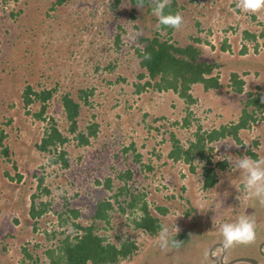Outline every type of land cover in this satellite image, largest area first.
Returning a JSON list of instances; mask_svg holds the SVG:
<instances>
[{
    "label": "rangeland",
    "instance_id": "rangeland-1",
    "mask_svg": "<svg viewBox=\"0 0 264 264\" xmlns=\"http://www.w3.org/2000/svg\"><path fill=\"white\" fill-rule=\"evenodd\" d=\"M56 2L0 0L2 263L28 264L37 259L36 264H46V250L58 247L67 236L73 239L82 234L73 222L89 225L98 202L106 199L113 204L109 222L100 220L97 229L104 243L119 246L128 241L137 245L132 256L118 264H214L210 236L222 237L220 226L241 215L254 219L256 239L231 248L230 257L254 254L255 246L264 239V206L244 192L242 174L231 168L227 159L243 156L247 148L257 155L253 160H264V109L255 112L259 123L239 131L240 142L232 136L220 138L208 144L213 148L208 149L207 158L195 156L191 162L176 164L168 159L174 140L187 147L198 130L231 125L238 113L231 108L229 114L224 113V105L218 103L213 107L195 104L187 111L173 90L148 88L139 93L136 83L145 79L138 77L144 68L136 49L143 47L142 35L155 33L181 46L201 47L205 59L222 64L215 74L223 86L206 89L211 90L209 98L220 101L233 91V72L245 81L243 91L235 95L241 102V116L244 109L255 110L246 104L248 100L264 97V9L255 14L242 11L237 0H169L183 17L181 27L170 31L160 27L153 11L133 9L129 0ZM244 30L255 38H246ZM25 85L36 91L55 89L44 119L34 115L41 106L39 101L25 105L21 96ZM199 85L192 86L196 90ZM80 89L93 90L88 102L80 99ZM67 91L82 104L78 132L98 125L88 145H79L75 133L70 132L61 102ZM184 113L189 115L188 125L183 124ZM176 121L178 125L173 126ZM53 122L69 136L64 144L68 167L52 162L57 152L40 151L35 145ZM223 160L232 178L222 171L224 166L214 167ZM206 166L218 169V182L208 188L204 186ZM127 170L132 171V177H120ZM108 179L111 188L106 185ZM33 194L39 195L36 202L50 203L36 230L27 215ZM131 195L139 200L136 208L127 207ZM143 202L169 228L166 249L158 247V234L135 227L133 220L142 215L138 208ZM121 206H125L124 211ZM71 210H78L79 215L74 217ZM62 219L66 221L63 224ZM189 228L192 234L189 232L188 239L181 240L179 247L173 246V235Z\"/></svg>",
    "mask_w": 264,
    "mask_h": 264
},
{
    "label": "trees",
    "instance_id": "trees-1",
    "mask_svg": "<svg viewBox=\"0 0 264 264\" xmlns=\"http://www.w3.org/2000/svg\"><path fill=\"white\" fill-rule=\"evenodd\" d=\"M65 0H57L56 4H62ZM139 0H129L133 9L138 8L136 4ZM175 2H173L174 4ZM145 10L152 12V7L149 6V0H144ZM173 4H168L164 9L165 14L171 12L177 13V9ZM144 7V8H145ZM52 9V7L50 8ZM162 28H169L160 25ZM246 38L254 39L255 35L250 34L248 30H244ZM140 42L143 43L142 48H137V54L140 58V66L144 68L138 77L145 79L143 83H136L137 91H142L152 88L157 91L173 90L177 92L187 103H194L195 98L191 94L192 85L195 83H202L205 89L216 88L219 89L223 86L220 82V76L215 74L216 69L222 66L218 60H207L203 57L202 48L195 44H187L181 46L170 41V39H161L157 33L153 36H141ZM225 45L223 49H225ZM245 47L242 52H245ZM233 90L237 92L243 91L245 81L239 77L236 72L232 73ZM55 89H43L36 91L31 85H25V89L21 94L25 105H30L34 101H39L41 106L35 112V116L39 119H44V113L47 111L48 101L52 98ZM80 99L88 102V97L93 94V90L80 89L77 93ZM61 102L65 115L70 122V132L75 133V139L78 140L79 145H88L91 142V137L97 134V124L88 126L86 132H78V118L81 113V101L76 100L70 91L62 94ZM247 105H254L255 110L249 112L244 109L238 122L231 125H222L218 129L214 128L210 131L196 132L194 141H191L187 147L176 144L174 140V147L170 151L169 156L174 160L183 159L186 162H191L195 156L199 158H207L208 149L212 150L213 147L208 144L218 141L220 138L232 136L236 141H241L239 131L249 126L250 122L257 119L255 111H262L264 109V97H255L247 101ZM188 118H184V124L188 123ZM264 118V116H263ZM2 134L0 137V144L2 143ZM174 136V134H173ZM69 141V136L65 135L58 127L57 123L53 122L46 128L40 142L36 143V147L44 152H57L55 157L52 158L53 163L61 162L63 166L68 167L69 159L67 151L64 149V144ZM258 145V141L255 140ZM210 147V148H209ZM59 149V151H58ZM6 151V150H5ZM255 158L257 155L252 153ZM208 163H212L208 160ZM220 167H223L226 162H218ZM220 169V168H219ZM204 186L212 187L218 182V171L210 166L204 168ZM120 177L130 179L132 171L127 170ZM110 179L107 180V187L111 188ZM43 179L40 178L42 185ZM45 192H49L48 188H44ZM39 197L38 194L32 195L31 205L27 215L33 220V230L37 229V224L43 215L48 211L49 202L40 200L36 202L35 199ZM139 205L137 195H131L130 202L127 207L136 208ZM113 208L110 199L100 200L97 204V209L93 214L91 223L83 226L82 224L73 222L75 228L82 229V234L76 235L73 239L67 236L61 241V244L56 248H48L45 252L49 261L46 264H118L121 260L130 258L132 253L136 251L137 245L135 242L123 241L119 246L114 243H104L105 238L97 232L100 225V220L109 222V210ZM124 211L125 206H121ZM141 210L142 215L134 218L136 228H142L150 234H158L160 226L163 225L162 220L155 216V214L148 208L147 202H143L142 206L138 208ZM163 213L167 212L166 208L160 209ZM74 217L79 215L78 210H71ZM198 219V216H195ZM27 220V219H26ZM62 219L61 224L65 223ZM189 232L192 234L191 228L184 230L180 234L173 235L174 240L184 241L189 237ZM184 233V234H183ZM184 238V239H183ZM181 241V242H182ZM27 256L32 258V254L24 248ZM37 259L32 263L36 264ZM0 264H3L0 260Z\"/></svg>",
    "mask_w": 264,
    "mask_h": 264
},
{
    "label": "clouds",
    "instance_id": "clouds-1",
    "mask_svg": "<svg viewBox=\"0 0 264 264\" xmlns=\"http://www.w3.org/2000/svg\"><path fill=\"white\" fill-rule=\"evenodd\" d=\"M168 4L169 0H149V6L152 7L153 14L157 17L160 25L179 29L183 23V17L179 13L173 14L169 12L165 14L164 9L168 7ZM136 6L143 9L145 7L144 0H139ZM237 7L242 11L255 14L264 9V0H237ZM255 122L259 123V120L251 121L248 127H253ZM254 142L255 140H252V143ZM231 146V144H228L229 148ZM252 153L254 152H250L246 148L243 156H238L235 159L230 158L227 161L231 168L242 174L244 192L255 198L261 206H264V160H253L252 157L254 155ZM176 228L178 233L179 229L178 227ZM220 232L225 250L231 249L236 245H249L256 239L255 221L251 216L241 215L234 222L223 223L220 226ZM156 243L161 250L169 246V228L166 225L160 226ZM171 244L179 247L181 241L172 240Z\"/></svg>",
    "mask_w": 264,
    "mask_h": 264
},
{
    "label": "crops",
    "instance_id": "crops-1",
    "mask_svg": "<svg viewBox=\"0 0 264 264\" xmlns=\"http://www.w3.org/2000/svg\"><path fill=\"white\" fill-rule=\"evenodd\" d=\"M225 51H223L222 53H223V55H226V53H224ZM219 68H221V67H219ZM200 84V85H199ZM195 86L196 85H199V86H197L198 88L195 90V88H194V86H192V88H191V94L193 95V97L195 98V102L194 103H192V104H190V103H187L186 101H185V99H183L180 95H178V96H180L179 98L180 99H183V104H184V107L183 108H185V110H186V108H187V111H188V108L190 107V106H193V105H195V104H198V105H202V106H205V107H208V106H210V107H213L212 105H214L215 103H218V104H223L224 106H222V109H223V112L224 113H227V114H229L230 112V108H231V110H232V112H234L235 110L237 111L236 112V114L238 113L239 114V111H240V106H241V102H240V100L235 96V95H239L240 93L239 92H237V91H235V90H231L230 91V93H228L227 94V96H224V99L221 97L220 99H223V100H217L216 98H209L210 96H208L209 95V93H210V91L208 90V91H206V89H205V87H204V85L202 84V83H195L194 84ZM173 93H176L175 91H173ZM237 99L239 100V102L237 101ZM186 103H185V102ZM246 104H247V102H246ZM216 105V104H215ZM186 106V107H185ZM216 106H218V105H216ZM253 107L255 108V106L253 105ZM186 112V111H185ZM255 112H257V110L255 111ZM236 115V117L235 118H233V120L234 121H238V116H240V114L239 115ZM188 116V114L187 113H184V116H182L183 117V121H184V118L185 117H187ZM156 118H154V120H155ZM190 118H188V120H189ZM236 122H233V124L234 123H236ZM178 121H176L175 122V124H173V126L174 125H178ZM184 124V123H183ZM182 124V125H183ZM188 125V124H187ZM222 125H226V124H222ZM222 125H220V127L222 126ZM184 126V125H183ZM216 129H218V128H216ZM226 137H228V136H226ZM225 138V137H224ZM170 153V152H169ZM169 153H168V159H170L171 157L169 156ZM173 161L177 164V163H180L181 161H184L183 159H178V160H174L173 159ZM186 162V161H185ZM218 164H216V165H214V167H216V168H218ZM219 168H220V166H219ZM217 171H218V169H216ZM181 233V232H180ZM179 233V234H180ZM184 234V233H183Z\"/></svg>",
    "mask_w": 264,
    "mask_h": 264
},
{
    "label": "flooded vegetation",
    "instance_id": "flooded-vegetation-1",
    "mask_svg": "<svg viewBox=\"0 0 264 264\" xmlns=\"http://www.w3.org/2000/svg\"><path fill=\"white\" fill-rule=\"evenodd\" d=\"M222 162H226V161L223 160ZM223 169H222V171H224L225 174L229 175L231 173L229 171H225L226 170L225 165H224ZM217 232H219V231H217ZM210 237H211V239L209 240L208 246H209V252L211 253L212 257L214 258V264H226L230 260H235V258L233 259L230 257L231 256V250L230 249L225 250V248L223 247L222 237L220 236V234L218 236H216V234H214V236L212 235ZM255 247H256L255 253L247 256V258H255L259 264H264V239L260 240L257 243V246H255ZM186 249H188V248L184 246V250H186ZM241 257H246V256H241ZM238 258H240V257H238ZM246 262H248V261H246ZM249 263H251V262H249ZM251 264H253V263H251Z\"/></svg>",
    "mask_w": 264,
    "mask_h": 264
},
{
    "label": "water",
    "instance_id": "water-1",
    "mask_svg": "<svg viewBox=\"0 0 264 264\" xmlns=\"http://www.w3.org/2000/svg\"><path fill=\"white\" fill-rule=\"evenodd\" d=\"M238 261H248V262H251L253 264H259L258 261L255 259V258H247V257H240V258H237L235 260H232L226 264H234Z\"/></svg>",
    "mask_w": 264,
    "mask_h": 264
},
{
    "label": "built area",
    "instance_id": "built-area-1",
    "mask_svg": "<svg viewBox=\"0 0 264 264\" xmlns=\"http://www.w3.org/2000/svg\"><path fill=\"white\" fill-rule=\"evenodd\" d=\"M171 159V158H170ZM172 161H173V158H172Z\"/></svg>",
    "mask_w": 264,
    "mask_h": 264
}]
</instances>
